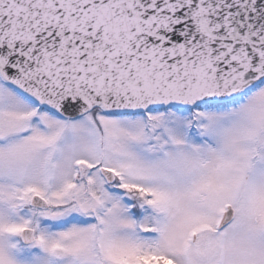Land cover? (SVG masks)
I'll return each mask as SVG.
<instances>
[{
    "label": "snow or ice",
    "instance_id": "1",
    "mask_svg": "<svg viewBox=\"0 0 264 264\" xmlns=\"http://www.w3.org/2000/svg\"><path fill=\"white\" fill-rule=\"evenodd\" d=\"M0 264H264V0H0Z\"/></svg>",
    "mask_w": 264,
    "mask_h": 264
}]
</instances>
